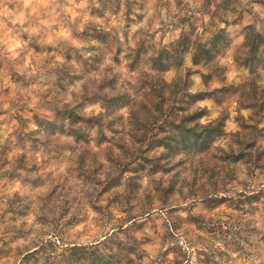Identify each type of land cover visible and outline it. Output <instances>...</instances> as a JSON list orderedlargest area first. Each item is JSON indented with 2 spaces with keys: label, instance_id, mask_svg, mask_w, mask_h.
I'll list each match as a JSON object with an SVG mask.
<instances>
[{
  "label": "rangeland",
  "instance_id": "rangeland-1",
  "mask_svg": "<svg viewBox=\"0 0 264 264\" xmlns=\"http://www.w3.org/2000/svg\"><path fill=\"white\" fill-rule=\"evenodd\" d=\"M239 2L203 0L193 10L176 0L183 15L168 13L155 32L150 16L133 32L147 0H54L35 22L21 18L22 0H0L10 14L0 16V241L38 246L21 264H246L244 245L264 225V23L245 25ZM200 45L204 65L192 60ZM206 100L219 116L201 136L190 125L212 112L184 113ZM230 122L240 131L225 132ZM226 137L228 151L213 150ZM166 142L169 154L153 156ZM105 162L115 179L92 196L90 176ZM241 170L251 181L242 186L259 192L215 198ZM107 224L112 236L82 243Z\"/></svg>",
  "mask_w": 264,
  "mask_h": 264
},
{
  "label": "clouds",
  "instance_id": "clouds-1",
  "mask_svg": "<svg viewBox=\"0 0 264 264\" xmlns=\"http://www.w3.org/2000/svg\"><path fill=\"white\" fill-rule=\"evenodd\" d=\"M23 5L25 9H28V15L27 17H21V18H28L32 19L33 22L39 19V16L43 14L44 9L46 8L47 5L51 4L54 2V0H22ZM84 0H81V3H83ZM69 4H74L75 0H68ZM141 3V0H136V5H139ZM184 5H187L188 8H191L193 10L199 8L201 4H203V0H183ZM147 7L149 8V14L148 16L144 17V21L134 24L132 31L135 32L137 28H142L145 27L147 24L149 17H153V19L156 20V23L149 28V31L155 32L159 28V20L160 19H165V18H170L168 16V13H176L177 15H183L184 13L181 12L177 7H176V0H147ZM183 7V5H182ZM121 8L123 9L124 6L121 5ZM39 9V12H38ZM188 9H185L187 11ZM141 9L138 6L133 7V20H135V14L139 13ZM239 12L243 15L244 17V24H255L257 25V30H259V25L261 23H264V3L261 2V0H240L239 2ZM158 14V15H157ZM9 12L7 9H4L3 12H0V16H9ZM57 15H60L59 12H57ZM116 18H113V22H115ZM15 23V21H13ZM3 21L0 20V26H2ZM244 25H241L243 27ZM171 27V25H169ZM261 35H264V33H261ZM179 37V29H174L169 36L164 40V43L167 44L168 40L170 39H176ZM138 38V37H137ZM156 39L159 40L160 36L159 34L156 35ZM244 41V35H240L236 41L235 44H241ZM132 46L135 47V42L131 41ZM19 45H17L18 47ZM136 74L133 73V76ZM171 81H169L170 83ZM239 82V81H238ZM200 83L199 78H197V84ZM221 87L220 84H214L212 88H219ZM200 90L202 91H211L212 89H203L201 88ZM193 93L197 91L196 88L191 89ZM70 100L71 97H68ZM183 103H187V101H184ZM208 108L211 112V116H199L196 121H194L190 127L195 129V134L203 136L205 133V129H208V125L212 122V120H215L219 116L218 111H214V105L211 100H206V101H200L196 105H194L192 108L188 109L184 115H187L189 117H193L194 114L196 113L197 109H203V108ZM89 114H92L94 109L93 108H88L86 110ZM102 109L97 105L95 106V112L99 113L101 112ZM128 112V110H125ZM235 113H233V116ZM130 116V113H129ZM179 123V121H177ZM197 123L199 127H197ZM211 131V129H208ZM182 131L176 133V141L181 140L182 136ZM240 128L236 123H231L229 126L225 129V132L228 133H236L239 132ZM95 135V133H94ZM110 136L111 133H108ZM159 140H164L165 138L160 136L157 137ZM191 139V138H190ZM231 143V139L226 137L223 140L216 141L213 145V150H216L217 148H223L225 152L228 151L227 145ZM132 146V145H130ZM172 148H176L177 151H182L183 145L181 143L173 142L171 144ZM170 148L167 146V142L164 144H160L158 147V150L153 152V156H165L169 154ZM180 159V156H177V160ZM109 170L110 166L105 162V167L104 169L98 174L94 176H90V182L96 186L93 190H91V195L95 196L96 195V190L103 191L104 189L111 188L112 185V180L115 179L109 178ZM186 176L191 178V173H185ZM264 179V178H262ZM245 181H248V177L244 174V171L241 170L240 173L237 176L236 183L233 185H229V191L228 193H225V191L221 190L218 193H214L213 196L215 198L223 197L226 194L231 195V196H236L239 193H244L247 196L251 195H256L259 192V189H247L242 186ZM251 183V181H248ZM145 184L148 183L147 180L144 181ZM200 184H206V179L201 178L199 181ZM261 187H264V184H261ZM115 191V189H113ZM195 191V189H193ZM202 191V190H201ZM185 193H188V189H185ZM111 194V193H110ZM193 199H196L197 202L199 203L200 196L196 195L193 196ZM95 201L93 200V203ZM190 202V201H189ZM103 215L106 217L107 216V209L102 210ZM92 217H96L99 219L100 213H92ZM91 219V217H90ZM123 227L125 229H128L129 225L124 224ZM259 231L253 233L252 235L255 236V240L249 238L248 243L244 245V247L247 249L246 252H244L242 255L245 257H248L246 264H264V225H257L256 226ZM117 231V228L114 227L112 224H107L104 227H102L100 230H98L96 233H94V236L98 235V239L95 240H88L87 238L85 241H82V243H94V244H99L101 241H104L108 239L110 236H112L115 232ZM34 237H29V240L33 239ZM45 241L52 239V236H45L43 237ZM120 241L124 243L127 246H133L132 241L127 239L125 236H121ZM59 244V240L56 241ZM27 240H16L15 242H10L9 245L5 246L3 241H0V264H9L8 259H7V253L9 251L12 252V264H21V261L24 259L25 256L29 255L31 252L38 251V246L37 247H29L28 251H24V249L21 247L23 244H27ZM181 244H184L183 240H181ZM63 247V245H61ZM184 247L187 248L188 246L184 244ZM234 257L236 254H233ZM133 259L135 257L133 256ZM145 264H148L147 259L145 260Z\"/></svg>",
  "mask_w": 264,
  "mask_h": 264
},
{
  "label": "trees",
  "instance_id": "trees-1",
  "mask_svg": "<svg viewBox=\"0 0 264 264\" xmlns=\"http://www.w3.org/2000/svg\"><path fill=\"white\" fill-rule=\"evenodd\" d=\"M255 49H257V48H255ZM208 52L209 51L205 48V45H200L198 47H195L194 52H192L193 63H201L203 61L202 65L206 64L208 62V60L210 59V58H207ZM251 53H253L252 50H249L248 54H251ZM250 59H252V57ZM164 67H166V66H163V68ZM162 70H163L162 68H158V71H162Z\"/></svg>",
  "mask_w": 264,
  "mask_h": 264
}]
</instances>
